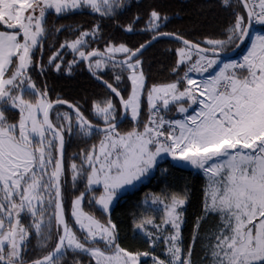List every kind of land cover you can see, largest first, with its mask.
Listing matches in <instances>:
<instances>
[{
    "label": "snow or ice",
    "instance_id": "1",
    "mask_svg": "<svg viewBox=\"0 0 264 264\" xmlns=\"http://www.w3.org/2000/svg\"><path fill=\"white\" fill-rule=\"evenodd\" d=\"M218 2L229 12L218 36L162 31L168 17L150 8L117 23L148 36L130 46L101 30L128 0H0V264H195L197 242L201 264H264V30L256 29L264 0ZM84 10L97 20L90 28L49 27L50 16ZM65 28L74 38L48 45L45 63L48 36ZM165 38L178 45L168 49L175 79L149 87L143 53ZM100 41L102 49L92 47ZM246 42L239 59H225ZM81 64L104 88L87 112L80 101L53 99L45 77L71 76ZM73 137L87 146L69 158ZM164 157L203 173L202 215L185 246L187 192L154 196L152 215L133 221L147 248H125L110 206ZM69 173L74 193L83 184L70 205ZM208 217L214 223L202 235Z\"/></svg>",
    "mask_w": 264,
    "mask_h": 264
},
{
    "label": "trees",
    "instance_id": "2",
    "mask_svg": "<svg viewBox=\"0 0 264 264\" xmlns=\"http://www.w3.org/2000/svg\"><path fill=\"white\" fill-rule=\"evenodd\" d=\"M128 3L130 6L123 10L115 20L105 19L101 23L102 35L105 39L111 37L117 43L124 42L130 46H138L143 43L148 39L147 35L125 33L121 27L117 26V23L126 25L137 13L143 16L150 8H156L162 15L168 17L165 26L161 29L162 31L179 33L193 41L202 40L205 36H218L229 19V12L219 6L218 0H128ZM53 22L57 27L61 25L71 27L82 25L83 28L87 29L95 24L97 20L89 15L87 10H84L83 12L57 18L54 21L50 16L49 27H51ZM143 23L144 20L141 19L137 28L141 27ZM66 38H74L69 36L67 28L59 33L58 36H48L45 42V63L51 54L47 50L48 45H54V48H58L59 44ZM103 46V41L92 45V47H100L101 49ZM177 46L176 42L165 38L153 43L143 53L144 70L147 74L149 87L154 83L175 79L170 74L175 57L174 53H170L168 49L174 50ZM70 59H72L71 54L66 57V60ZM45 77L48 86L52 90L53 99L59 94L70 102L80 101L84 105L86 112L90 101L95 97L101 96L104 92V88L87 73L83 64L79 68L74 69L71 76L66 75L64 72L57 74L53 71H48ZM43 79V77H37V82L41 83ZM104 79L110 81L113 79L110 70L104 75ZM124 94L126 95L127 93L125 92ZM85 98H87L88 104H85ZM61 110L67 109L63 106ZM120 127L121 130H127L130 127V121L125 119L120 124ZM92 142L94 141H89L88 143ZM86 146L76 137H73L67 145V156L71 158L73 153H78L81 148ZM67 180L65 192L69 202L74 194L78 195L79 190H83V184H80L79 190L74 193L69 174ZM205 183V177L201 173L178 165L169 158L160 160L149 178L131 190L120 194L110 209V217L117 225L121 245L133 251L145 250L147 245L143 238L139 233L133 232V221L145 215H152L151 212L147 211L149 205L146 204V200L157 195L167 194L170 196L172 192L186 191L188 200L184 208L185 216L182 233L184 244L187 246L191 239L195 220L202 215V195ZM96 214L100 216L99 212ZM103 218L107 219V216ZM213 223L214 219L212 217L205 219L201 227V234L203 235ZM32 244H35V239H33ZM156 252L162 255L160 249H156ZM201 255V245L197 242L193 260L198 261Z\"/></svg>",
    "mask_w": 264,
    "mask_h": 264
},
{
    "label": "rangeland",
    "instance_id": "3",
    "mask_svg": "<svg viewBox=\"0 0 264 264\" xmlns=\"http://www.w3.org/2000/svg\"><path fill=\"white\" fill-rule=\"evenodd\" d=\"M256 29L259 30V29H261V28H257V27H256ZM246 43H247V42H246ZM245 45H246V44H245ZM244 47H245V46H244ZM244 47H243V49L241 50L240 53H242V51L244 50ZM243 52H244V51H243ZM238 54H239V53H238ZM237 56H238V55H236V56H235L234 58H232V59H238ZM190 112H191V109H190ZM164 158H168V157H164ZM162 159H163V158H162ZM162 159H160V160H162ZM169 159H170V158H169ZM160 160H159V161H160ZM170 160H171V159H170ZM176 164H177V163H176ZM178 165L184 166V167H186V168H190V169H192V170H194V171H197V172H199V173H201V174L203 175L202 172H200L198 169H194V168L191 167L190 165L183 164V163H179ZM203 176H204V175H203ZM69 179H70V182H71V174H70V173H69ZM144 181H145V180H144ZM144 181H143V182H144ZM205 181H206V180H205ZM71 183H72V182H71ZM138 184H140V183H138ZM138 184H137L136 186H138ZM136 186H135V187H136ZM127 190H130V189L128 188V189L124 190L123 192H121L120 194L126 192ZM120 194H119V195H120ZM119 195H118V196H119ZM118 196H117V197H118ZM152 198H153V197H152ZM152 198H150L149 200H146V204H147V205L150 204ZM116 199H117V198H116ZM116 199H115V200H116ZM115 200H114V202H115ZM70 201H71V200H70ZM70 201H69V205H70ZM114 202H113V204H114ZM113 204H112V205H113ZM112 205L110 206V209H111ZM149 264H150V262H149Z\"/></svg>",
    "mask_w": 264,
    "mask_h": 264
},
{
    "label": "water",
    "instance_id": "4",
    "mask_svg": "<svg viewBox=\"0 0 264 264\" xmlns=\"http://www.w3.org/2000/svg\"><path fill=\"white\" fill-rule=\"evenodd\" d=\"M244 45H242L241 46V48L240 49H237L235 52H232V53H230V55L229 56H226L225 57V59H232V58H234L237 54H238V52L242 49V47H243ZM85 67V66H84ZM85 70L87 71V69H86V67H85ZM87 73H88V71H87ZM89 74V73H88ZM90 75V74H89ZM94 79V78H93ZM95 80V79H94ZM96 81V80H95ZM97 82V81H96ZM98 83V82H97ZM100 84V83H99ZM101 85V84H100ZM118 102V101H117ZM66 107V106H65ZM125 121V119L122 121V122H124ZM121 122V123H122Z\"/></svg>",
    "mask_w": 264,
    "mask_h": 264
},
{
    "label": "crops",
    "instance_id": "5",
    "mask_svg": "<svg viewBox=\"0 0 264 264\" xmlns=\"http://www.w3.org/2000/svg\"><path fill=\"white\" fill-rule=\"evenodd\" d=\"M259 30H264V27H262V28H261V29H259ZM246 47H247V43H246V45H245V47H244V50H243V51H245ZM243 51H242V55H243ZM129 189L131 190L132 188H129ZM195 264H201L200 260H198V261H195Z\"/></svg>",
    "mask_w": 264,
    "mask_h": 264
},
{
    "label": "built area",
    "instance_id": "6",
    "mask_svg": "<svg viewBox=\"0 0 264 264\" xmlns=\"http://www.w3.org/2000/svg\"><path fill=\"white\" fill-rule=\"evenodd\" d=\"M256 27H257V28H262V27H264V26H259V25H257ZM237 55H238L237 57H238V59H239V58L242 56V53H239V54H237Z\"/></svg>",
    "mask_w": 264,
    "mask_h": 264
}]
</instances>
